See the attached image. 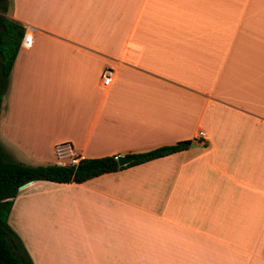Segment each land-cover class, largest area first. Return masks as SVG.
Masks as SVG:
<instances>
[{
    "label": "crops",
    "instance_id": "1",
    "mask_svg": "<svg viewBox=\"0 0 264 264\" xmlns=\"http://www.w3.org/2000/svg\"><path fill=\"white\" fill-rule=\"evenodd\" d=\"M8 2L33 37L0 112L14 160L59 163L65 142L80 158L192 142L20 188L8 223L33 263L264 264V0Z\"/></svg>",
    "mask_w": 264,
    "mask_h": 264
},
{
    "label": "trees",
    "instance_id": "2",
    "mask_svg": "<svg viewBox=\"0 0 264 264\" xmlns=\"http://www.w3.org/2000/svg\"><path fill=\"white\" fill-rule=\"evenodd\" d=\"M9 11L8 0H0V112L25 31L22 23L9 16ZM191 143V140H181L149 151L133 153L134 160L123 166L118 164L114 156L85 157L77 165H27L14 160L0 144V264H34L21 239L8 223L13 200L21 185L32 181L80 183L104 173L185 150Z\"/></svg>",
    "mask_w": 264,
    "mask_h": 264
},
{
    "label": "built area",
    "instance_id": "3",
    "mask_svg": "<svg viewBox=\"0 0 264 264\" xmlns=\"http://www.w3.org/2000/svg\"><path fill=\"white\" fill-rule=\"evenodd\" d=\"M32 31L30 27H26L23 37L21 39V47L29 48L32 45ZM115 76V69L111 66L105 67L100 74V83L104 87H108L113 82ZM197 138H205V133L202 130H199L196 134ZM54 153L56 158L59 161L65 162L71 165H77L80 161V155L77 151L74 150L73 146L70 143H60L57 144L54 148ZM117 160L118 156H114Z\"/></svg>",
    "mask_w": 264,
    "mask_h": 264
},
{
    "label": "water",
    "instance_id": "4",
    "mask_svg": "<svg viewBox=\"0 0 264 264\" xmlns=\"http://www.w3.org/2000/svg\"><path fill=\"white\" fill-rule=\"evenodd\" d=\"M133 160H134V156L133 155H121V156H118L117 162H118V164L120 166H123V165H126V164L132 162ZM28 183H25V184L21 185L20 188H23Z\"/></svg>",
    "mask_w": 264,
    "mask_h": 264
},
{
    "label": "rangeland",
    "instance_id": "5",
    "mask_svg": "<svg viewBox=\"0 0 264 264\" xmlns=\"http://www.w3.org/2000/svg\"><path fill=\"white\" fill-rule=\"evenodd\" d=\"M57 162L60 163V161H57ZM24 163H27V162H24ZM30 163H36V165H44V164H38L37 162H33V161H30ZM30 165H32V164H30ZM34 188H36V187H34ZM29 190H30V189H29Z\"/></svg>",
    "mask_w": 264,
    "mask_h": 264
}]
</instances>
